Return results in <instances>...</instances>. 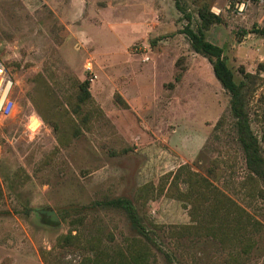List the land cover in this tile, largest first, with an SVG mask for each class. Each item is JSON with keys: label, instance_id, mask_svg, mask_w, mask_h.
Wrapping results in <instances>:
<instances>
[{"label": "rangeland", "instance_id": "374dc122", "mask_svg": "<svg viewBox=\"0 0 264 264\" xmlns=\"http://www.w3.org/2000/svg\"><path fill=\"white\" fill-rule=\"evenodd\" d=\"M228 2L0 0L15 104L0 118V264H264V184L182 33L201 8L218 19L206 39L244 83L264 157V10Z\"/></svg>", "mask_w": 264, "mask_h": 264}, {"label": "trees", "instance_id": "16d2710c", "mask_svg": "<svg viewBox=\"0 0 264 264\" xmlns=\"http://www.w3.org/2000/svg\"><path fill=\"white\" fill-rule=\"evenodd\" d=\"M176 8L183 14L181 8V0H173ZM201 20V27L195 32L191 29L190 16H186L188 25L183 30V34L189 40L192 50L199 55L207 57L213 66V73L217 81L231 96V112L235 119V130L237 131L239 144L242 146L245 155L247 169L264 184V157L258 144L257 138L253 135L250 129L248 116L246 113L245 97L243 95L244 83L237 84L234 80V75L223 56V50L219 46L211 43L206 39L205 32L218 22V19L213 16L206 8H201L198 14ZM88 83L84 82L81 87L88 90ZM223 197L224 194H222ZM116 206H120L129 212L133 213L132 203L128 200L121 199L114 202ZM141 228V225H137ZM143 228V227H142ZM64 239V238H63ZM71 237H65L66 243H71Z\"/></svg>", "mask_w": 264, "mask_h": 264}, {"label": "built area", "instance_id": "2783aa9c", "mask_svg": "<svg viewBox=\"0 0 264 264\" xmlns=\"http://www.w3.org/2000/svg\"><path fill=\"white\" fill-rule=\"evenodd\" d=\"M261 8L264 10V0H229L225 11H231L233 14L243 16L252 8ZM215 14L221 10L214 9ZM149 59L146 58V61ZM14 88V79L7 70L3 60L0 57V118L9 116L14 109L12 91Z\"/></svg>", "mask_w": 264, "mask_h": 264}, {"label": "crops", "instance_id": "0c3cea01", "mask_svg": "<svg viewBox=\"0 0 264 264\" xmlns=\"http://www.w3.org/2000/svg\"><path fill=\"white\" fill-rule=\"evenodd\" d=\"M133 2H135V1H133ZM120 4V5H123V3H124V5H126V4H128V0H106V4L108 5V7L106 8V9H112V10H115V9H117L115 6H116V4ZM38 121H40L39 119H37ZM36 120V121H37Z\"/></svg>", "mask_w": 264, "mask_h": 264}, {"label": "water", "instance_id": "95a60500", "mask_svg": "<svg viewBox=\"0 0 264 264\" xmlns=\"http://www.w3.org/2000/svg\"><path fill=\"white\" fill-rule=\"evenodd\" d=\"M40 213L46 215L50 219V221H52V222H55V223L59 222L58 216L52 210H50V211H47V210L46 211H40Z\"/></svg>", "mask_w": 264, "mask_h": 264}]
</instances>
